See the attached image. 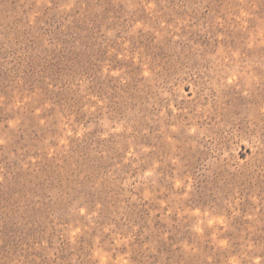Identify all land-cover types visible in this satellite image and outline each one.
Segmentation results:
<instances>
[{"label":"rangeland","instance_id":"374dc122","mask_svg":"<svg viewBox=\"0 0 264 264\" xmlns=\"http://www.w3.org/2000/svg\"><path fill=\"white\" fill-rule=\"evenodd\" d=\"M0 264H264V0H0Z\"/></svg>","mask_w":264,"mask_h":264}]
</instances>
